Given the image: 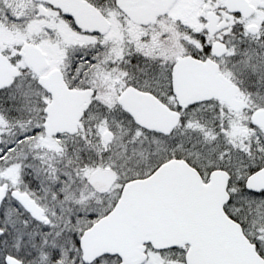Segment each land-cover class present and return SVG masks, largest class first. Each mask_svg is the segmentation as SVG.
<instances>
[{"label": "snow or ice", "instance_id": "snow-or-ice-1", "mask_svg": "<svg viewBox=\"0 0 264 264\" xmlns=\"http://www.w3.org/2000/svg\"><path fill=\"white\" fill-rule=\"evenodd\" d=\"M0 264H264V0H0Z\"/></svg>", "mask_w": 264, "mask_h": 264}]
</instances>
